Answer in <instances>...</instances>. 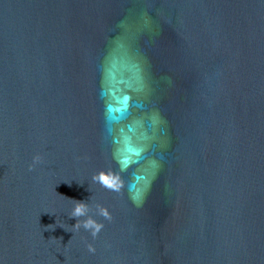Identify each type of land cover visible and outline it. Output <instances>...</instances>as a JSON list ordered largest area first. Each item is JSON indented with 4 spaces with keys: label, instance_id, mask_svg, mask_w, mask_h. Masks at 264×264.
<instances>
[{
    "label": "water",
    "instance_id": "obj_1",
    "mask_svg": "<svg viewBox=\"0 0 264 264\" xmlns=\"http://www.w3.org/2000/svg\"><path fill=\"white\" fill-rule=\"evenodd\" d=\"M0 264H264V0H0Z\"/></svg>",
    "mask_w": 264,
    "mask_h": 264
},
{
    "label": "clouds",
    "instance_id": "obj_2",
    "mask_svg": "<svg viewBox=\"0 0 264 264\" xmlns=\"http://www.w3.org/2000/svg\"><path fill=\"white\" fill-rule=\"evenodd\" d=\"M101 179H104L105 184H107L109 187L118 186V185H116V181H115V180H113L112 183H109L107 179H105V178H103V177H101ZM84 212H85V209L83 208V206H78V207L74 210V215H76V216H80V215H83ZM91 226H92V221H91V220H89L88 222H86V223L84 224V227H85V228H89V227H91Z\"/></svg>",
    "mask_w": 264,
    "mask_h": 264
}]
</instances>
